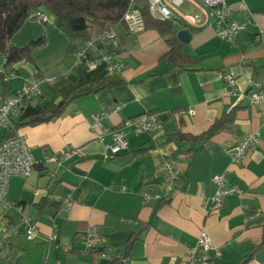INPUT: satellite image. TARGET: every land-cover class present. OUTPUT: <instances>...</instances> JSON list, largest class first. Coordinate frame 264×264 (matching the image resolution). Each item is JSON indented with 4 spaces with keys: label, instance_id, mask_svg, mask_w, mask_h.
Instances as JSON below:
<instances>
[{
    "label": "crops",
    "instance_id": "0c3cea01",
    "mask_svg": "<svg viewBox=\"0 0 264 264\" xmlns=\"http://www.w3.org/2000/svg\"><path fill=\"white\" fill-rule=\"evenodd\" d=\"M169 1L175 8L169 19L173 28L190 30L189 41L180 43L182 55L193 61L163 59L171 36L154 28L130 31L115 26V46L102 40V26L94 23L93 37L85 44L87 59L98 64L89 69L87 60L76 58L80 42H72L49 12H44L45 20L26 18L12 35L9 44L15 48L37 39L42 43L27 58L10 64L17 76L8 84L9 94L36 77L42 94L33 105L80 95L52 120L17 129L35 165L27 176L9 180L7 205L0 206V238L11 235L9 243L0 245V264H112L133 236L124 264H189L187 251L197 247L201 233L211 238L208 254L218 250L220 256L199 264H239L259 244L264 123L245 93L264 84V0H226L231 17L245 24L232 41L215 34L210 8L202 0ZM196 5L209 16L198 28L185 25L181 16L203 21ZM71 43L77 48L69 52ZM108 51L124 64L110 82L105 81L102 61ZM228 73L236 78V90L230 94L224 79ZM150 112L156 113L161 128L139 135L126 130V147L116 154L107 147L112 135L100 142L90 127L101 113L100 125L116 129L123 119ZM231 112L229 127L209 139L179 141L178 134L198 137ZM252 132L258 133L257 141L233 162L229 149ZM66 148L74 151L70 157L41 162L44 155L58 156ZM168 159L178 172L171 191L163 184ZM214 175H224V186L239 189L223 196L216 211L211 210L217 191ZM46 197L48 203L38 209L35 204ZM27 217L36 229L31 238ZM91 226L98 233L97 246L107 255L82 252L81 237ZM245 264H264V247Z\"/></svg>",
    "mask_w": 264,
    "mask_h": 264
},
{
    "label": "built area",
    "instance_id": "2783aa9c",
    "mask_svg": "<svg viewBox=\"0 0 264 264\" xmlns=\"http://www.w3.org/2000/svg\"><path fill=\"white\" fill-rule=\"evenodd\" d=\"M149 11L154 18L169 20L174 15L175 8L169 0H147ZM203 4L210 8V18L212 21L215 34L227 41H232L237 33L245 28V24L234 20L231 17V6L226 0H202ZM197 6V5H196ZM204 14L205 19L201 21L199 16H182L185 25L189 27H201L209 18L204 8L197 6ZM30 18L45 20V14L42 10H35L29 14ZM122 21L130 31H141L145 28L141 12L135 7L133 0H130L128 7L122 15ZM103 41H111L115 46L117 43V34L113 28L104 29L101 33ZM114 53L111 51L104 52L102 61L105 63V69L108 74H117L123 67V62H117L113 59ZM78 60H87L89 69L97 66L98 61L88 60L86 44L81 46L76 54ZM17 76L15 68L6 64V57L0 61V80L1 83L9 84ZM224 79L229 86L228 94L236 90V78L234 74L224 75ZM42 94L41 80L36 77L24 82L19 88L11 94L2 98L0 101V131L11 130L14 120L21 114L36 98ZM243 96V94H240ZM245 95L248 98L251 107L259 109L264 123V84L256 85L248 90ZM102 113L95 115L90 127L98 141H103L106 134L112 135V142L107 145L111 154H116L126 147L125 131H131L136 135L142 133H153L161 128L156 113H142L136 117L123 119L116 129L100 125ZM258 133L252 132L246 134L240 141L229 149V154L233 162L239 161L243 155L257 141ZM73 150L66 148L56 155H44L43 162L59 163L61 159L70 157ZM35 165V161L30 152V147L24 136L17 132L9 137L0 140V206L5 207V199L9 180L12 176H27ZM178 172L175 169L174 160L168 159L163 168V184L168 186V190H173V183L177 179ZM212 181L217 185V191L212 199L211 210L216 211L222 205V198L226 194L237 193L239 189L234 186H224L226 178L224 175H214ZM27 225V238H31L35 233V225L30 218H25ZM10 232L3 233L0 238V245L7 243L10 239ZM81 241L85 248L83 253L97 254L105 256V251L96 252L95 249L99 243L98 233L95 227L91 226L82 235ZM213 249L211 238L201 233L197 239V247L187 251L189 264H199L210 260L211 257H219L220 252L214 250L213 256L208 251Z\"/></svg>",
    "mask_w": 264,
    "mask_h": 264
},
{
    "label": "trees",
    "instance_id": "16d2710c",
    "mask_svg": "<svg viewBox=\"0 0 264 264\" xmlns=\"http://www.w3.org/2000/svg\"><path fill=\"white\" fill-rule=\"evenodd\" d=\"M135 7L139 9L144 20L145 28H154L161 34L170 35L166 39L168 49L162 56L163 59L169 61H193L195 59H187L181 53L182 44L176 38V30L170 20H161L153 18L149 11L147 0H133ZM130 0H0V61L6 57V64L10 65L16 61L27 58L30 51L42 43V39L31 41L22 48H15L9 44L12 35L20 28L22 23L29 14L35 10L49 12L54 16V22L57 27L63 31L71 41H79L83 46L93 37L94 23H99L102 29L115 28V26L126 28L122 21V15L129 5ZM127 29V28H126ZM115 30V29H114ZM116 32V31H115ZM79 47V48H80ZM77 48L76 44L71 43L68 51L72 52ZM108 74L105 78L106 82H110ZM10 92L8 84L1 83L0 95L6 97ZM64 98L54 102H46L43 105L32 103L17 116L11 130L0 131V140L14 135L17 129L24 125H34L41 122H47L59 116L66 108L68 103L74 97ZM234 120L231 113H226L223 117L216 119L200 136L192 137L185 134H178L180 142L186 143L189 140L200 142L209 139L220 130L229 127ZM176 181V180H175ZM49 201L46 197L41 199L35 206L38 209L43 208ZM166 202V201H165ZM55 209L59 207L58 203H52ZM255 213V212H251ZM260 221L262 222V236L259 244L253 246L249 253L240 259L239 264H245L258 251L264 247V213H262ZM135 236L131 237L125 246L124 254L119 259H114L112 264H124V259L128 256L129 248ZM9 243V241L7 242ZM5 243V244H7ZM103 248L96 247V252H101Z\"/></svg>",
    "mask_w": 264,
    "mask_h": 264
},
{
    "label": "water",
    "instance_id": "95a60500",
    "mask_svg": "<svg viewBox=\"0 0 264 264\" xmlns=\"http://www.w3.org/2000/svg\"><path fill=\"white\" fill-rule=\"evenodd\" d=\"M176 38L183 44L187 43L191 38V33L188 28H181L176 31Z\"/></svg>",
    "mask_w": 264,
    "mask_h": 264
},
{
    "label": "rangeland",
    "instance_id": "374dc122",
    "mask_svg": "<svg viewBox=\"0 0 264 264\" xmlns=\"http://www.w3.org/2000/svg\"><path fill=\"white\" fill-rule=\"evenodd\" d=\"M0 83H1V80H0ZM0 99H1V97H0Z\"/></svg>",
    "mask_w": 264,
    "mask_h": 264
}]
</instances>
